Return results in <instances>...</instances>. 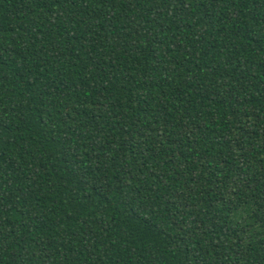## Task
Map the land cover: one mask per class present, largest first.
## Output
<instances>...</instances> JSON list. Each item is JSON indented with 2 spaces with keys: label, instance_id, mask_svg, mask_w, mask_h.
Here are the masks:
<instances>
[{
  "label": "trees",
  "instance_id": "trees-1",
  "mask_svg": "<svg viewBox=\"0 0 264 264\" xmlns=\"http://www.w3.org/2000/svg\"><path fill=\"white\" fill-rule=\"evenodd\" d=\"M0 264H264V0H0Z\"/></svg>",
  "mask_w": 264,
  "mask_h": 264
}]
</instances>
